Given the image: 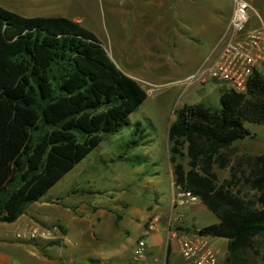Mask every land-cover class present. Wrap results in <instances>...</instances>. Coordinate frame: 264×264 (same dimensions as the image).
I'll list each match as a JSON object with an SVG mask.
<instances>
[{"label":"trees","instance_id":"obj_1","mask_svg":"<svg viewBox=\"0 0 264 264\" xmlns=\"http://www.w3.org/2000/svg\"><path fill=\"white\" fill-rule=\"evenodd\" d=\"M146 92L80 21L0 5V222L15 221L122 129ZM219 101L218 109L174 108L168 158L174 184L218 218L197 232L226 239L227 264H254L264 260V152L237 156L232 177L243 183L235 192L214 169L228 167L234 142L250 133L246 121L264 124V78L251 75L246 93L221 89Z\"/></svg>","mask_w":264,"mask_h":264},{"label":"rangeland","instance_id":"obj_2","mask_svg":"<svg viewBox=\"0 0 264 264\" xmlns=\"http://www.w3.org/2000/svg\"><path fill=\"white\" fill-rule=\"evenodd\" d=\"M251 3L264 21V0H251ZM0 5L27 16L64 15L80 21L95 33L120 70L147 90V97L139 108L128 115V123L107 135L54 184L47 196L48 200L64 199L65 204H76L74 207L80 209L81 214L103 211V218L110 217L115 230L120 223L125 227H119L121 232L117 240L107 236L103 243L114 247L130 241L127 251L102 264H141L142 259L133 258L132 246L142 234L149 240L152 231L131 232L127 228L133 224L126 218L141 223L140 214H147L142 223L144 228L152 215L163 214L165 224L159 228L164 238L168 235L169 225L170 229L177 224L198 229L218 221L210 210L202 207L204 204L199 199L179 203L178 195L184 190L174 184L167 130L174 117V108L183 103L202 102L216 109L220 107L219 93L225 84L208 75L203 80L201 77L217 55L215 51L223 36L225 19L231 12L230 0H0ZM204 12L212 14L210 22L200 19ZM162 13L164 16L160 19L158 15ZM177 25L179 36L175 46L178 51L177 54L173 51V55L169 43L171 32L178 30ZM169 54L172 65L166 67L169 71L166 73L155 64L165 60L159 58L160 55L168 58ZM245 124L250 133L234 142L238 151L231 155L228 167L220 169L216 166L214 169L220 181L232 179L233 192L243 183L238 173L232 177L237 156L264 152V124L248 121ZM157 206L156 212L154 207ZM56 217L66 222L65 213L55 211L50 216ZM32 223L33 227H39L36 220ZM58 224L54 228L48 226L49 238L37 237L32 241L50 243L58 240V234H63ZM21 228H11L6 233L7 238L16 239V232ZM210 240L212 249L223 257L226 239L210 236ZM259 240L264 246L263 239ZM55 248L56 245L50 250ZM162 248L165 249L164 244L158 250L162 251ZM81 258L75 259L80 264H99ZM254 264H264V260L259 257Z\"/></svg>","mask_w":264,"mask_h":264},{"label":"crops","instance_id":"obj_3","mask_svg":"<svg viewBox=\"0 0 264 264\" xmlns=\"http://www.w3.org/2000/svg\"><path fill=\"white\" fill-rule=\"evenodd\" d=\"M204 5H206V3H204ZM163 16V13L160 16L158 15L160 19H163ZM200 16L201 20L208 22H210V17L212 18V14H208L207 12H204L203 14L201 13ZM226 21L227 18L225 19V23ZM177 29V31L171 32L172 36L169 44L172 54L173 51L175 52L174 54H177L178 51L177 46L175 45H177V36H179V25H177ZM147 45L149 44L146 43V46ZM152 46L154 47V43ZM160 49H162L161 51L164 50L162 45ZM169 55L168 58L171 57V54ZM159 58L165 60L161 63L157 62L155 64L156 67L163 68L164 72L169 73L166 67L172 65L170 58L168 60L167 57L162 55H160ZM53 186L43 198L32 202L26 212L21 214L15 221L10 223H3V221L0 222V264H80L75 259L79 257H82L81 259L83 260H95L99 262V264H102L108 263V261L112 260L113 256H119L124 251H127L128 242L130 241L118 243L117 246L114 245V247H110V244L108 243H103L107 236H110L114 240L119 238L121 230L119 231L118 229L119 227H122L121 223L119 224L118 229H116L118 232H116L110 217L103 218L105 217L104 214H102L103 211L100 213L96 211L93 213L86 212L81 214L80 209L74 207L76 204H65L64 199H59L58 201L48 200L47 196ZM204 206L205 205L202 207ZM158 207L159 206L154 207V209L158 210ZM55 211L59 214L65 213L66 222L62 221V219L60 220V217L50 218ZM159 216L161 221H159L158 228L151 232L149 240L145 238L146 253L142 258L141 264H186L187 261L180 252V241L183 238L196 233L199 228L190 229L187 226L177 224L174 225L175 227L172 225L174 228L172 227V229H170L171 225H169V228L167 229L168 235L164 238L161 234L159 225L162 226L166 217L161 213ZM146 217L147 214H140L141 223H136V221L126 218L129 220L130 224H133V226L130 225V227L126 228L131 232L132 230L143 232L144 228L142 225L144 224L143 221ZM34 220L37 221L39 226L46 228H48L49 225L54 228L56 226L55 224L60 223L58 225L62 228L63 234H58L59 239L55 240L56 242L54 243H47L46 241L42 242L40 240L34 243H28L29 239L18 237H16V239L7 238L6 233L11 228L14 227L15 229H18V227H22V230H27L33 227L32 221ZM102 230H104L106 234L105 232H102ZM163 244L165 249L163 250L162 248V251L161 249L158 250ZM55 245L57 248H55L54 251H51L50 247ZM167 247L169 248L168 251Z\"/></svg>","mask_w":264,"mask_h":264},{"label":"built area","instance_id":"obj_4","mask_svg":"<svg viewBox=\"0 0 264 264\" xmlns=\"http://www.w3.org/2000/svg\"><path fill=\"white\" fill-rule=\"evenodd\" d=\"M231 12L225 23L223 36L218 42L216 54L202 75L210 76L223 82V88H229L237 93H246L250 76L258 75L264 78V21L254 10L251 0H230ZM255 14V18H254ZM254 20V22H252ZM222 88V89H223ZM179 203L188 199L198 200L187 191L178 195ZM159 218L155 214L145 224L144 232L155 231ZM16 237L34 240L37 237H50L48 228L31 227L16 232ZM180 252L187 261L186 264H227L226 253L223 257L211 247L210 236L196 232L180 241ZM146 253L145 234L137 239L132 246V256L140 260Z\"/></svg>","mask_w":264,"mask_h":264},{"label":"water","instance_id":"obj_5","mask_svg":"<svg viewBox=\"0 0 264 264\" xmlns=\"http://www.w3.org/2000/svg\"><path fill=\"white\" fill-rule=\"evenodd\" d=\"M226 256H227V253H226Z\"/></svg>","mask_w":264,"mask_h":264}]
</instances>
